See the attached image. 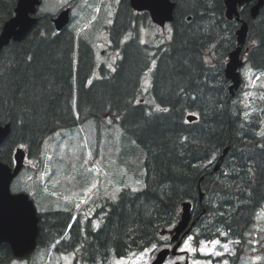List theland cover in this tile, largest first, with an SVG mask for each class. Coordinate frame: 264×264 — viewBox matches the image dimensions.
I'll return each instance as SVG.
<instances>
[{
	"label": "trees",
	"instance_id": "trees-1",
	"mask_svg": "<svg viewBox=\"0 0 264 264\" xmlns=\"http://www.w3.org/2000/svg\"><path fill=\"white\" fill-rule=\"evenodd\" d=\"M18 1L0 0V32ZM173 1L171 40L161 45L142 41L149 13L119 1L108 28L120 57L113 71L101 66L99 78H93V46L69 27L57 31L55 14L37 12L27 36L1 50L0 125L11 123V132L0 161L12 165L21 145L31 158L49 135L90 119L100 131L108 116L146 153L143 189L124 188L116 200L102 199L93 216L73 220L74 210L65 209L40 213L39 246H75L80 257L95 262L125 257L161 245L162 230L179 221L184 201L194 204L195 245L219 240L239 246L256 223L264 207V130L231 94L224 70L241 22L227 18L224 0ZM251 5L239 8L249 24L243 55L253 70L264 72V7L253 19ZM148 75L152 103L140 98ZM189 114L197 119L189 121ZM242 249L231 264H239ZM14 258L2 243L0 264Z\"/></svg>",
	"mask_w": 264,
	"mask_h": 264
},
{
	"label": "rangeland",
	"instance_id": "rangeland-1",
	"mask_svg": "<svg viewBox=\"0 0 264 264\" xmlns=\"http://www.w3.org/2000/svg\"><path fill=\"white\" fill-rule=\"evenodd\" d=\"M118 3L119 0H42L37 10L40 13L57 14L65 6L71 5L72 20L68 27L76 33V37L86 39L95 47L97 66L113 71L120 52L112 46L108 27L112 24ZM166 27L164 29L152 23L147 24L141 28L142 41L168 44L172 27ZM240 71L242 84L237 90V96L245 102L248 118L259 117L264 130V72H256L246 62ZM95 72V76L101 74L99 69ZM151 84L148 75L140 95L144 102L152 103ZM98 129L96 122L90 119L49 135L38 154L31 158L27 156L24 169L11 184L12 191L25 190L39 213L73 208L78 216H93L97 206L101 207L102 199L116 200L124 188L133 191L143 189L146 186L144 149L122 124L112 121L109 116L101 123L100 131ZM262 213L264 207L256 217L255 228L252 226L245 241L240 244L243 249L239 255V264H264ZM100 223L101 220L97 218L95 224ZM191 236L193 240L190 245L196 251H188L184 247L187 237L180 248L183 254L169 257L165 264H176L186 259L190 264H230V257L236 256L240 247L229 243L225 250L222 242L216 245L203 242L206 249L211 247L214 252L221 253L215 255L213 251H200L201 243L196 246L195 234ZM169 240L170 237L162 241L144 260L137 258L141 252H132L122 258L113 257L107 264H144L145 261L151 264L162 248L170 246ZM52 249L39 247L26 260H15L12 264H54L56 256L51 254ZM148 249L151 247L145 250Z\"/></svg>",
	"mask_w": 264,
	"mask_h": 264
},
{
	"label": "water",
	"instance_id": "water-1",
	"mask_svg": "<svg viewBox=\"0 0 264 264\" xmlns=\"http://www.w3.org/2000/svg\"><path fill=\"white\" fill-rule=\"evenodd\" d=\"M253 0H224L226 16L229 19H240L239 7ZM41 0H19L15 14L4 24L0 33V52L11 41H21L32 30L37 23L35 16L37 7ZM133 9L137 11H148L153 22L165 26L166 22L174 18L175 2L173 0H130ZM264 7V0H256L251 5L252 18H257ZM71 9H63L53 18L54 25L58 31L63 30L71 19ZM249 24L243 21L237 30L238 46L229 53V59L225 67L226 77L232 81L230 91L232 94L239 88L242 77L240 68L244 64L241 56L243 46L246 42ZM188 120H196V116H187ZM11 132V123L0 125V146ZM229 147L225 148L221 161L227 154ZM26 158V150L17 147L14 151V166L0 161V245L7 243L17 257H23L31 253L36 247V239L39 233V217L36 206L30 196L25 192L13 193L11 183L21 171ZM218 162L216 168L220 167ZM203 197V193H201ZM180 220L171 230L163 229L162 234L169 233L171 241L175 242L172 249L165 247L161 249L151 264H163L170 254H177L184 237L190 233L195 221H192V203H182ZM188 264V262H186Z\"/></svg>",
	"mask_w": 264,
	"mask_h": 264
},
{
	"label": "flooded vegetation",
	"instance_id": "flooded-vegetation-1",
	"mask_svg": "<svg viewBox=\"0 0 264 264\" xmlns=\"http://www.w3.org/2000/svg\"><path fill=\"white\" fill-rule=\"evenodd\" d=\"M195 232L196 231H195V227H194V229H192V231H191L190 236L195 234ZM169 244L171 247H173V243H171L170 240H169ZM51 247H53L51 254H53V255L55 254V256H56V258L54 260V264H107L108 263L107 261L106 262L105 261H96L95 262L93 260L80 257L79 254L75 251V246H73L72 248H66L65 245L61 246L60 244L55 243V244L49 245V246L46 245L43 247V249H48ZM180 252H183V251L180 250ZM182 254L180 253V255H182ZM21 260H26V259L23 258ZM187 260L188 259H186L185 261H187ZM181 263H183V262H181ZM43 264H46V263L44 262Z\"/></svg>",
	"mask_w": 264,
	"mask_h": 264
},
{
	"label": "snow or ice",
	"instance_id": "snow-or-ice-1",
	"mask_svg": "<svg viewBox=\"0 0 264 264\" xmlns=\"http://www.w3.org/2000/svg\"><path fill=\"white\" fill-rule=\"evenodd\" d=\"M159 110V109H158ZM261 135H264V132L261 133ZM21 147H24V145H21ZM93 188L96 187L95 184L92 185ZM89 191H91V189H89ZM262 215H264V213H262ZM224 235H226V233H223ZM169 239V237L167 236H161L160 237V240L161 241H167ZM193 240V237L192 236H189L187 238V242H185V245L184 247L188 250V251H196L195 248H192L191 245H190V242ZM210 245H216V244H220V241L219 240H212V241H209L208 242ZM237 243H239V241H237ZM201 247H200V251H205V250H208V251H213V249L211 247H208L207 249L205 248V246L203 245V242H201ZM157 247V245L153 244L151 246V249H148V250H142L141 253L139 254V256L137 257L139 260H144V257L148 256L149 252L152 251V250H155V248ZM224 248L225 250L228 249V245L225 244L224 245ZM213 254L215 255H221V253H216L213 251ZM119 264H122V262H119ZM144 264H147V261L144 262ZM170 264H174V262H170ZM225 264H227V262H225Z\"/></svg>",
	"mask_w": 264,
	"mask_h": 264
},
{
	"label": "bare ground",
	"instance_id": "bare-ground-1",
	"mask_svg": "<svg viewBox=\"0 0 264 264\" xmlns=\"http://www.w3.org/2000/svg\"><path fill=\"white\" fill-rule=\"evenodd\" d=\"M254 19V18H253ZM245 45V44H244ZM215 168H216V166H215Z\"/></svg>",
	"mask_w": 264,
	"mask_h": 264
}]
</instances>
